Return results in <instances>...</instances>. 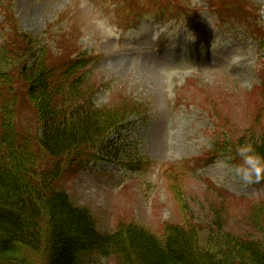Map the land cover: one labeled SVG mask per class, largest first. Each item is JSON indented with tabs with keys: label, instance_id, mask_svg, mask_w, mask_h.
Listing matches in <instances>:
<instances>
[{
	"label": "rangeland",
	"instance_id": "1",
	"mask_svg": "<svg viewBox=\"0 0 264 264\" xmlns=\"http://www.w3.org/2000/svg\"><path fill=\"white\" fill-rule=\"evenodd\" d=\"M144 1L125 0L149 12L155 4ZM165 1L193 19L144 18L127 29L112 6L95 0H1L0 55L9 24H16L41 49L40 62L80 63L79 103L90 101L106 121L113 107L128 111L116 120L124 119L117 136H109L118 163L67 159L57 183L99 232L131 225L161 240L171 228L191 227L204 248L218 252L223 235L259 238L261 223L264 229V181L233 179L228 169L240 159L226 152L264 135V0ZM156 36L157 51L150 43ZM233 55L240 59L229 67ZM5 73L0 111L4 106L3 116L12 119L20 108L17 134L34 150L39 132L30 83L17 69ZM87 259L77 264H95Z\"/></svg>",
	"mask_w": 264,
	"mask_h": 264
},
{
	"label": "trees",
	"instance_id": "2",
	"mask_svg": "<svg viewBox=\"0 0 264 264\" xmlns=\"http://www.w3.org/2000/svg\"><path fill=\"white\" fill-rule=\"evenodd\" d=\"M3 43L0 77L13 68L29 81L26 99L37 111L39 133L32 150L30 142L17 134L20 108H13L10 119L3 116L8 114L3 106L0 264H77L82 255L90 256L95 264H264L263 223V237L249 239L229 233L218 237L223 247L218 252L204 248L191 227L171 228L161 240L131 225L112 233L99 232L88 210L73 205L57 183L67 159L72 165L93 159L116 161V153L109 155L110 150L118 151L109 136H117L124 119L116 120L128 111L113 107L112 115L104 117L106 121L90 101L79 103L83 67L76 62L67 66L40 62L36 57L41 49L35 47L33 37L19 33L16 24ZM5 103L12 108L11 101L5 99ZM97 142L103 145L102 152L92 151ZM251 146L264 157V135ZM227 148L228 155L237 154L238 143Z\"/></svg>",
	"mask_w": 264,
	"mask_h": 264
},
{
	"label": "clouds",
	"instance_id": "3",
	"mask_svg": "<svg viewBox=\"0 0 264 264\" xmlns=\"http://www.w3.org/2000/svg\"><path fill=\"white\" fill-rule=\"evenodd\" d=\"M240 57L233 55L226 61L227 66H234L239 62ZM250 90L252 84L247 85ZM240 162L229 167V175L245 185L261 183L264 181V157L255 153L250 144L240 145L236 149Z\"/></svg>",
	"mask_w": 264,
	"mask_h": 264
}]
</instances>
